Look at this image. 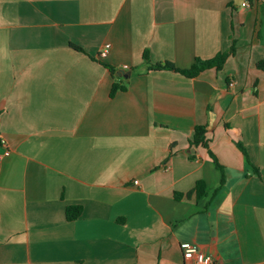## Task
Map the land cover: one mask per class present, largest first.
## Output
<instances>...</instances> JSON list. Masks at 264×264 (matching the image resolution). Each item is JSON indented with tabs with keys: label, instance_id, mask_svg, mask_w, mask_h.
<instances>
[{
	"label": "crops",
	"instance_id": "0c3cea01",
	"mask_svg": "<svg viewBox=\"0 0 264 264\" xmlns=\"http://www.w3.org/2000/svg\"><path fill=\"white\" fill-rule=\"evenodd\" d=\"M263 60L264 0H0V264H264Z\"/></svg>",
	"mask_w": 264,
	"mask_h": 264
},
{
	"label": "trees",
	"instance_id": "16d2710c",
	"mask_svg": "<svg viewBox=\"0 0 264 264\" xmlns=\"http://www.w3.org/2000/svg\"><path fill=\"white\" fill-rule=\"evenodd\" d=\"M72 47L78 51L83 52V50L79 47H76L73 45H72ZM233 53H234V48H231L228 51L219 52L215 57H213L212 59H209V60L197 59L190 69H179L176 67V65L174 63L165 62V63H158V64L150 65L147 71H149V72H151V71H153V72L154 71L155 72L171 71V72L180 73V74H182L186 77H189V78H194V77H197L201 72H203L205 70L215 69L217 71H222L228 57L231 56V54H233ZM143 57L145 60H148V53L145 52ZM103 65L110 70L112 76L115 79L118 78L116 76L117 70L113 66H111L109 64H105V63H103ZM258 68L264 72V60L258 64ZM126 90H127L126 86H120L118 83H114L112 93L114 94L117 91H126ZM206 134H207V128L205 126H197L195 129V134H194L193 140L191 141V144L196 145V146L201 145V146H204L205 148L209 149V141L206 139ZM236 145L239 148V150L242 152V154L245 156L248 164L252 165L249 154L247 152V149L245 148L243 143L237 142ZM210 155H211L212 159L214 160L216 167L218 169H220L221 171H223V168L218 163L217 159L212 154V152H210ZM257 174H259L258 169H257ZM223 184H224V179H222L221 186H223ZM193 193L196 194L197 198H201L202 196H204L206 193L205 183L204 182H198L195 189L191 193L188 194V197H191V195ZM81 211H82V208L79 206L68 207L67 208V219L69 221L76 220L81 215Z\"/></svg>",
	"mask_w": 264,
	"mask_h": 264
},
{
	"label": "built area",
	"instance_id": "2783aa9c",
	"mask_svg": "<svg viewBox=\"0 0 264 264\" xmlns=\"http://www.w3.org/2000/svg\"><path fill=\"white\" fill-rule=\"evenodd\" d=\"M242 7L249 8L248 1L242 4ZM108 47V46H107ZM233 85V83H231ZM2 157L0 156V160ZM183 262L184 264H214L212 254H205L199 245L195 243H184L182 245Z\"/></svg>",
	"mask_w": 264,
	"mask_h": 264
},
{
	"label": "water",
	"instance_id": "95a60500",
	"mask_svg": "<svg viewBox=\"0 0 264 264\" xmlns=\"http://www.w3.org/2000/svg\"><path fill=\"white\" fill-rule=\"evenodd\" d=\"M119 76H125V77H129L131 75V72H125L124 70H122L121 73L118 74Z\"/></svg>",
	"mask_w": 264,
	"mask_h": 264
}]
</instances>
